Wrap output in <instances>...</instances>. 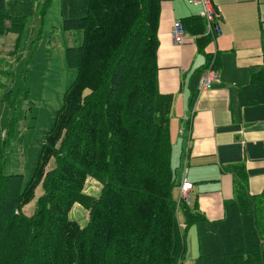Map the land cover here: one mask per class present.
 I'll use <instances>...</instances> for the list:
<instances>
[{"label":"trees","instance_id":"16d2710c","mask_svg":"<svg viewBox=\"0 0 264 264\" xmlns=\"http://www.w3.org/2000/svg\"><path fill=\"white\" fill-rule=\"evenodd\" d=\"M52 1L0 0V36L20 35L27 19L42 20ZM168 1H57L61 29L82 35L79 46L65 51L76 75L28 182L4 172L0 145V264H181L190 227L194 264H264V191L248 194L241 167L234 166V197L219 220H207L196 206L178 208L173 199L172 96L158 91L156 60L160 9ZM179 21L198 38L200 71L217 72L218 57L204 52L214 38L205 21ZM250 76L238 88L241 106L264 103V66ZM87 179L99 184L97 198L83 193ZM38 187L42 193L27 216L24 207ZM75 204L89 211L83 227L70 219Z\"/></svg>","mask_w":264,"mask_h":264},{"label":"crops","instance_id":"0c3cea01","mask_svg":"<svg viewBox=\"0 0 264 264\" xmlns=\"http://www.w3.org/2000/svg\"><path fill=\"white\" fill-rule=\"evenodd\" d=\"M187 1L161 5L157 86L160 94L172 96L169 135L177 184L186 169L192 185L189 206L216 221L223 217V204L234 197V166L243 169L250 196L264 191V103L241 106L237 98L238 88L264 66V0H209L220 33L204 52L216 55L220 64L217 82L203 90L198 89L205 65L198 38L186 33L180 46L170 38L174 21L200 16L201 6ZM179 226L183 229L182 216Z\"/></svg>","mask_w":264,"mask_h":264},{"label":"rangeland","instance_id":"374dc122","mask_svg":"<svg viewBox=\"0 0 264 264\" xmlns=\"http://www.w3.org/2000/svg\"><path fill=\"white\" fill-rule=\"evenodd\" d=\"M57 1L51 2L42 20L29 17L20 35L0 36V145L5 151L4 172L21 175L23 183L29 181L36 169L45 134L76 75L75 70L66 65L65 51L79 46L82 35L61 29ZM99 192V184L87 179L83 193L97 198ZM41 193L38 187L34 200L24 207L25 215L32 214ZM178 197V192L173 191L176 203ZM88 215V210L75 204L70 219L83 227ZM176 218L180 223L179 211ZM184 242L181 264H194L197 255L194 227L185 231Z\"/></svg>","mask_w":264,"mask_h":264},{"label":"built area","instance_id":"2783aa9c","mask_svg":"<svg viewBox=\"0 0 264 264\" xmlns=\"http://www.w3.org/2000/svg\"><path fill=\"white\" fill-rule=\"evenodd\" d=\"M188 4H198L201 6L202 11L200 13V17L205 21L206 28L210 32L214 34V36L220 33L218 19L216 13L213 11L209 0H188ZM213 27V29H212ZM186 37V32L184 31L182 24L179 20L173 22L170 32L171 42L175 46H180L184 43ZM217 82V72L211 68H208L201 72L200 78L198 81V89H209ZM180 134L185 133V129L179 130ZM186 169L183 170V174L178 186V200L177 207L179 208L180 204L189 205L190 199L188 193L192 189L191 183H189L186 179Z\"/></svg>","mask_w":264,"mask_h":264}]
</instances>
